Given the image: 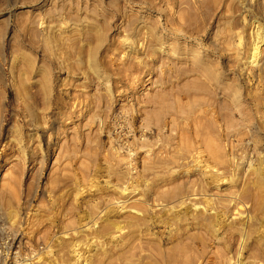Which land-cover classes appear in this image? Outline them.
<instances>
[{
	"label": "rangeland",
	"instance_id": "374dc122",
	"mask_svg": "<svg viewBox=\"0 0 264 264\" xmlns=\"http://www.w3.org/2000/svg\"><path fill=\"white\" fill-rule=\"evenodd\" d=\"M258 31L264 0H0V264H264Z\"/></svg>",
	"mask_w": 264,
	"mask_h": 264
},
{
	"label": "bare ground",
	"instance_id": "6f19581e",
	"mask_svg": "<svg viewBox=\"0 0 264 264\" xmlns=\"http://www.w3.org/2000/svg\"><path fill=\"white\" fill-rule=\"evenodd\" d=\"M262 42H264V34H263V32L258 31L257 36L254 37V40L251 43L249 54L247 57V59L249 60L250 63H255L258 60H260V57L262 55V45H261ZM132 171L134 172V167L132 168ZM123 190L126 191L125 189H123ZM187 201L188 200H183V201H181V203L187 204ZM201 208H204L201 206V204H199L197 202L194 203V209L195 210H201ZM119 229H120V227H119ZM241 251H242V249H241Z\"/></svg>",
	"mask_w": 264,
	"mask_h": 264
}]
</instances>
